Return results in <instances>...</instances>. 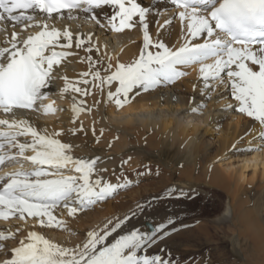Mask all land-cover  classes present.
<instances>
[{"label":"snow or ice","instance_id":"6c2138e0","mask_svg":"<svg viewBox=\"0 0 264 264\" xmlns=\"http://www.w3.org/2000/svg\"><path fill=\"white\" fill-rule=\"evenodd\" d=\"M157 3L170 7L155 15L168 11L175 15L162 24L157 21V38L153 39L147 18L154 6L140 0H0V220L14 217L27 222L30 218L41 228L68 230L61 218L64 213L75 218L131 186L126 179L115 184L105 181L101 173L107 169L98 167V162L103 163L100 156L75 157L78 146L62 142L67 135L85 132L82 125L49 132L30 122L29 113L47 116L63 111L53 96L70 95L71 123L76 124L81 113H90L100 103L123 108L141 91L172 85L187 75L184 69L198 68L202 95L217 87L226 89L238 103L236 111L264 129V0ZM174 21L179 23L181 42L170 45L165 34L170 37ZM89 25L115 33L139 27L143 46L138 57L113 65L96 32L84 31ZM72 57L88 66L75 81L61 75V66L67 67ZM57 79L63 86L53 92ZM97 94L100 100L95 99ZM88 96L94 98L92 106L84 99ZM203 107L194 106L192 112ZM92 134L96 135L94 129ZM258 139L264 147V131ZM26 165L30 170H25ZM167 198L192 199L193 194L173 189ZM152 203H137L123 216L107 219L87 231L74 247L29 231L0 264H181L164 249L150 252L174 219L167 218L150 232L131 224ZM22 231L0 230V242L13 240ZM8 251L0 243V254L6 256Z\"/></svg>","mask_w":264,"mask_h":264},{"label":"bare ground","instance_id":"6f19581e","mask_svg":"<svg viewBox=\"0 0 264 264\" xmlns=\"http://www.w3.org/2000/svg\"><path fill=\"white\" fill-rule=\"evenodd\" d=\"M140 2L154 6L147 19L150 34L156 39L159 24L175 12H162L157 16L156 11L170 5L158 4L157 0ZM100 18L103 20V14ZM72 27L75 28V24ZM90 29L99 36L101 44L107 46L105 50L112 56L113 65L135 60L143 46V31L139 27L113 33L89 25L84 31ZM179 34V23L174 21L170 37L165 34L167 43L181 42ZM69 59L71 63L66 62L67 67L61 66V75L75 81L88 66L75 57ZM186 72L187 77L174 85L147 93L141 91L123 108L100 103L90 113H81L76 124L71 123L70 95L53 96L56 107L63 111L47 116L42 112L28 114L34 126L49 132L82 125L85 132L67 135L62 142L70 141L78 146L73 151L75 157L100 156L103 163L98 162V167L107 169L101 173L105 181L115 184L126 179L131 186L119 191L114 198L78 213L75 218H68L64 213L61 218L68 223V230L41 228L33 225L30 218L27 222L14 217L9 221L0 220V230L23 228L15 239L0 242L9 249L6 256L0 254V259L10 258L11 248L18 246L29 231H36L61 246L74 247L87 231L102 226L107 219L123 216L137 203L154 202L131 224L150 232L169 217L175 223L150 249L151 253L164 249L178 256L181 264H221L228 255L233 257L230 264H264V147L258 139L264 129L257 121L236 111L238 103L226 89L217 87L209 95H202L198 68H189ZM62 86L63 81L57 79L52 91L58 92ZM84 99L88 106L94 104L93 96ZM95 99L101 97L97 94ZM201 105H204L202 110L194 114L192 108L199 109ZM101 130L103 135H100ZM249 143L254 144L250 149L262 147V151H246ZM25 170L30 168L26 165ZM173 189L192 193L193 198H167V193ZM226 242L231 248L229 253L222 248ZM201 244L213 248L198 261L192 254Z\"/></svg>","mask_w":264,"mask_h":264},{"label":"rangeland","instance_id":"374dc122","mask_svg":"<svg viewBox=\"0 0 264 264\" xmlns=\"http://www.w3.org/2000/svg\"><path fill=\"white\" fill-rule=\"evenodd\" d=\"M256 138V137H255ZM257 139V138H256ZM252 144V143H251ZM252 145H254V144H252ZM252 145H250V143L246 146L247 148H245V150L247 151V150H250V147L252 146ZM261 148V150H258V151H262V147H260ZM249 152V151H248ZM155 176V175H154ZM154 178H158V176L157 177H154ZM166 200H167V198H166ZM216 203H218V201H216ZM219 204V203H218ZM218 204H215L216 206H219ZM193 227V226H192ZM221 242H223V239L221 240ZM212 248H213V246H211ZM211 247L210 246H207V245H204V244H201V246H198L197 247V251L194 253V254H192V255H195L194 257H192L193 259H197L198 261L200 260H202V257H204V256H206V255H209L210 254V251H209V249H211ZM222 248L227 252V253H229V252H231V248H230V245H229V243H225V244H223V246H222ZM201 249V250H200ZM206 251V252H205ZM209 252V253H208ZM252 252V250L250 251V253ZM191 253H193V252H191ZM202 253V254H201ZM206 253V254H205ZM201 254V255H200ZM172 255V254H171ZM176 260H179L177 257L178 256H175V255H172ZM198 257V258H197ZM199 257H201V258H199ZM231 258H233V257H231V255H228L226 258H225V260L224 261H222L221 262V264H223L224 262L226 263V264H230V263H233L232 261V259ZM193 259H191V260H193ZM238 264H240V263H238Z\"/></svg>","mask_w":264,"mask_h":264}]
</instances>
